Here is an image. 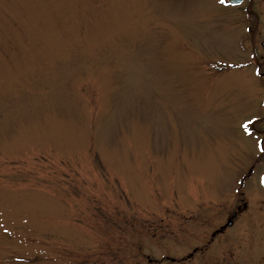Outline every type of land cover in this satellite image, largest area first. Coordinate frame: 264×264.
<instances>
[{"label":"rangeland","instance_id":"rangeland-1","mask_svg":"<svg viewBox=\"0 0 264 264\" xmlns=\"http://www.w3.org/2000/svg\"><path fill=\"white\" fill-rule=\"evenodd\" d=\"M253 2L0 0V264H264Z\"/></svg>","mask_w":264,"mask_h":264},{"label":"flooded vegetation","instance_id":"flooded-vegetation-1","mask_svg":"<svg viewBox=\"0 0 264 264\" xmlns=\"http://www.w3.org/2000/svg\"><path fill=\"white\" fill-rule=\"evenodd\" d=\"M244 2H245V10L247 12H249V10H251L250 5L253 4V0H244L242 3H244ZM261 104L263 105V109L261 107ZM258 108L259 109L257 110L258 112L256 113V115L247 119V122L244 121L245 123L243 122V125L245 128H247V126H248L249 130L258 136L260 145L262 144L261 145L262 152H260L259 154H256L255 162L252 164V166L250 168H248V171L242 175V178L240 180L241 186H243L248 179L254 177L257 170H259V174H257V177L259 178V176H260V181L264 175V170L260 171L261 169L257 168L258 163L259 162L261 163V158H260L261 155H264V125H263V123H264V99L259 100ZM252 124L254 125L253 128H251ZM248 208H249V204L247 201H244L243 199H240L239 201H237V203L234 205V208H232L230 210V212H228L229 214L226 218V221H228L229 218L235 214L233 224L230 226H226L222 230L219 228H221V226H223V224H220L218 227H216L211 232V237H210L209 241L210 242L214 241V239L216 238L217 235L223 234L228 228L233 227L235 225L236 219L240 215H242L246 210H248ZM229 257H230V259H232V261L234 259L239 260V261L242 259V257L240 255L235 256L233 253H231ZM230 264H232L231 261H230Z\"/></svg>","mask_w":264,"mask_h":264},{"label":"water","instance_id":"water-1","mask_svg":"<svg viewBox=\"0 0 264 264\" xmlns=\"http://www.w3.org/2000/svg\"><path fill=\"white\" fill-rule=\"evenodd\" d=\"M235 1L239 2V1H241V0H235ZM263 46H264V42H263ZM230 223H231V222H230Z\"/></svg>","mask_w":264,"mask_h":264}]
</instances>
